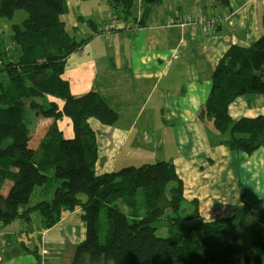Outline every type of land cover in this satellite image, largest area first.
I'll use <instances>...</instances> for the list:
<instances>
[{
	"label": "trees",
	"instance_id": "obj_1",
	"mask_svg": "<svg viewBox=\"0 0 264 264\" xmlns=\"http://www.w3.org/2000/svg\"><path fill=\"white\" fill-rule=\"evenodd\" d=\"M134 1L110 0L124 13ZM140 1L145 17L163 0ZM17 9L27 12L21 24L11 26L19 54L0 66L6 76L0 79V224L30 223L36 213L45 230L63 211L79 208L85 232L69 264H244L236 215L203 220L197 201L184 197L172 161L97 171V133L90 120L110 125L117 111L97 91L72 95L63 75L68 57L89 39H77L65 28L60 19L65 0H0V19ZM247 94H264V32L249 46L231 45L224 52L196 113L218 133L229 132L223 144L232 151L251 154L264 148V115L234 120L229 114L230 104ZM32 115L50 118L36 146L29 144ZM63 118L69 137L60 127ZM183 202L192 206L185 218ZM159 225L169 236L156 234ZM22 248L5 249L1 261L31 253Z\"/></svg>",
	"mask_w": 264,
	"mask_h": 264
},
{
	"label": "rangeland",
	"instance_id": "obj_2",
	"mask_svg": "<svg viewBox=\"0 0 264 264\" xmlns=\"http://www.w3.org/2000/svg\"><path fill=\"white\" fill-rule=\"evenodd\" d=\"M199 1H176L184 8V11L180 10V12L185 13L180 15L196 16L190 12L195 11ZM207 1L203 0V5ZM88 8L89 3L84 4V10L87 11ZM133 8L135 9V6ZM209 8V4L206 8H203L204 13L201 16L204 19L208 18L206 16ZM173 11L176 12L177 10L174 9ZM95 16L92 18L98 21L99 8L96 10ZM26 17L27 12L25 10L17 9L12 17L0 19V55L4 56V58L0 57V66L3 65L5 59L9 58L10 54L14 56L19 54L18 45L12 40L13 30H11V26L15 23L21 24ZM178 24H181L182 27L196 25L192 22L187 24L185 17H182ZM178 38V33H175V39ZM110 41L104 35H99L96 43H101V47L98 48L97 53L93 54V57L112 55L113 49L106 50L105 48V44ZM181 43L184 44L185 40H181ZM88 44L89 42L86 43V45ZM173 55L178 56L176 53ZM88 61V59L85 60V62ZM79 62L74 60L69 67H76ZM188 63L189 58L185 54L181 59L171 58L162 79L160 78L161 80L159 79L156 84L153 83V86L156 85L153 90L151 89L152 82L149 88L145 86L133 90L130 86L128 92L125 93L119 90H109L101 81V77H97L95 82L101 84V87L105 90L104 95L99 93L105 98H111L110 104L112 106L113 103L121 102L117 109V118L112 124L103 126L96 119L90 120L93 126L98 127V134L104 137L107 144V148L105 147L106 153L109 155L110 150H113L109 156L111 164L106 161L105 166H110L106 170L119 169L129 164L137 166L142 163L172 161L177 170L176 172L187 174L186 191L190 194V199L197 201L199 215L202 219L210 221L219 216L224 217L235 214V221L240 230L241 253L245 251L251 256V264H264V208L260 210L252 206L264 190V180H252L244 175H238L237 179L244 184L242 188L247 190L244 195L241 191L242 188L240 185L237 186L235 179V173L240 164L237 155L240 152L237 154L229 148L230 159L225 162L226 157H224L223 152L228 147L226 148L219 141V139L227 138L229 132L225 134L218 133L211 122L207 120H201L200 125L196 124L197 127H194L193 116L183 118L177 113L184 102L186 85L191 78ZM195 64L206 70L202 58L200 60L196 59ZM201 77L203 78V76ZM0 79L5 80V74H0ZM95 88H97V85L92 87V89ZM58 103L61 105L62 102L59 100ZM31 118L33 122L29 144L36 146L40 137L44 134L50 118L42 115H32ZM59 123L65 135H68L66 137H69L72 132H69L70 124L68 120L63 118ZM209 144L213 148H218L204 149ZM204 154L215 156L216 159H202ZM196 167H202V172L195 174ZM190 172L196 176L195 179L200 180L201 186L198 185L199 180L195 186V179H193V175H189ZM34 198H37V196L33 195ZM247 201L250 202V208L245 203ZM231 206L233 207L231 211L225 210L226 207ZM191 209L192 206L188 202L182 203L183 218ZM67 213L69 212L63 211L60 220L52 228H46L44 231H42L40 218L36 213L32 215L30 223L15 220L9 224H0V230L8 229L11 231L13 224L17 221L14 224L13 232L0 233V254L5 249H12L13 246H19L23 249V245H26L31 253L36 254L35 256H32L31 253L24 254V256H29L33 260L29 258L27 261L23 257L19 259L16 257L11 261L4 262L0 259V263L69 264L76 244L84 237L85 224L79 217V208H76L72 213ZM193 221L195 222L196 219ZM10 225L12 226L10 227ZM168 233L165 225H159L156 229V234L159 236H169ZM254 233L261 239L259 244L253 243L252 236H254ZM194 236L198 238L199 234L195 233ZM37 254H39V257Z\"/></svg>",
	"mask_w": 264,
	"mask_h": 264
},
{
	"label": "crops",
	"instance_id": "obj_3",
	"mask_svg": "<svg viewBox=\"0 0 264 264\" xmlns=\"http://www.w3.org/2000/svg\"><path fill=\"white\" fill-rule=\"evenodd\" d=\"M167 1L166 3L163 0L160 7L143 17L140 0L134 1L128 13L113 7L110 0H65V10L60 15L65 28L77 39H89L88 45L85 44L67 59L63 75L68 81L71 94L81 95L89 90H94L104 95V88L95 82L99 76L109 90H119L125 93L128 92L130 86L133 90L145 86L149 88L151 82L153 90L156 87V85L153 86V83L156 84L160 78L162 79L171 58L181 59L185 54L189 58L191 78L186 85L184 102L177 113L183 118L193 116L194 127H197L196 124L200 125L201 119L196 117V113L209 94L212 72L218 60L231 45L247 47L264 32L262 25L264 0H229L227 5H223L217 0H208L203 5V0H200L195 11L190 13L202 17L203 8L209 4L210 8L206 17L218 16L221 18L220 23L207 32H204L198 24L184 27L178 24L180 17L184 16L180 14L185 13L180 10L184 11V8L180 6L179 2L177 4L176 1L180 0ZM87 3H89V8L85 11L84 4ZM98 8L100 16L97 21L92 17H96L95 12ZM174 9L178 12H174ZM175 33H178V39H175ZM99 35H104L106 39L111 40L105 44V48L106 50L112 48V55L93 57V54L97 53L98 48L101 47V43H96ZM181 40H185V43L180 44ZM175 53L178 56H174ZM200 58L205 62L206 70L195 64V60H200ZM87 59L89 61L85 62ZM74 60L80 62L76 67H69ZM95 85L97 88L92 89ZM107 99L109 103L112 100L109 97ZM113 104L112 107L118 114L117 109L121 102ZM229 114L234 120L243 116L264 115V94L238 96L230 104ZM91 124L93 126V123ZM93 128L97 133L98 142V159L95 167L97 171H103L110 167L105 165L106 161L111 164L109 156L113 150H110L109 155L106 153L107 144L103 135L98 134V127L93 126ZM222 140L219 139L221 144H223ZM223 145L227 148L225 144ZM217 148H213L209 144L204 149ZM228 150L229 148L223 152L226 157L225 162L230 159L231 153ZM240 154L237 155L240 164L235 173L237 186L240 185L242 188L244 185L237 179L238 175H244L252 180H264V148L260 147L251 154L241 152ZM202 159L213 160L216 158L204 154ZM201 168L196 167L194 173H201ZM189 175H193V179L196 177L192 172ZM178 176L183 181L184 197L190 199V194L186 191L187 174L178 173ZM198 180L195 179V186ZM198 185L201 186L200 180ZM189 186L191 187L190 184ZM241 191L244 195L247 192L243 188ZM245 203L247 207L250 206V202ZM252 206L260 210L264 208V190ZM232 209V206L225 208L226 211ZM14 224L10 225L13 229ZM11 231L0 230V233H10ZM22 257L27 261L29 258L32 259L29 256H24V253H21L17 258Z\"/></svg>",
	"mask_w": 264,
	"mask_h": 264
},
{
	"label": "built area",
	"instance_id": "obj_4",
	"mask_svg": "<svg viewBox=\"0 0 264 264\" xmlns=\"http://www.w3.org/2000/svg\"><path fill=\"white\" fill-rule=\"evenodd\" d=\"M185 17V22L187 24L191 23L192 24H198L201 26L202 30L207 32L213 27H215L218 23H220L221 18L218 16H212L208 17L207 19H204L203 17H198V16H183ZM182 17H180L179 20H181Z\"/></svg>",
	"mask_w": 264,
	"mask_h": 264
},
{
	"label": "water",
	"instance_id": "obj_5",
	"mask_svg": "<svg viewBox=\"0 0 264 264\" xmlns=\"http://www.w3.org/2000/svg\"><path fill=\"white\" fill-rule=\"evenodd\" d=\"M244 264H250V259L249 256H247V254L244 255Z\"/></svg>",
	"mask_w": 264,
	"mask_h": 264
}]
</instances>
